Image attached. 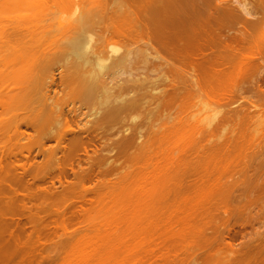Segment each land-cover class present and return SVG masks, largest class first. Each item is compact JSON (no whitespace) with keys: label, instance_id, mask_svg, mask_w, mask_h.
<instances>
[{"label":"bare ground","instance_id":"bare-ground-1","mask_svg":"<svg viewBox=\"0 0 264 264\" xmlns=\"http://www.w3.org/2000/svg\"><path fill=\"white\" fill-rule=\"evenodd\" d=\"M2 1H6V0H2ZM16 1L17 0L15 1L8 0V3L4 2V5L6 4L9 5L10 2L13 3ZM111 1H115V0H111ZM126 1L127 0H120V1L118 0V2L121 3V6L119 3L113 4L114 7H116V5H118V7L120 6L119 9L118 7L116 8L117 10H119L117 11L119 12V14L115 12L116 9L114 10V12L110 10V8L113 7L111 5L113 2L109 4L111 5L109 8L107 6L108 4L105 6L106 0L104 2L103 0H58L59 2L58 5L47 6L40 8L38 10L36 8L35 11L33 10L25 11V9L22 10V8L21 7L19 8L17 5H15L16 7L12 8L10 4L9 6L12 9H8V11L5 10L4 7H6L7 9V5H6L2 8L4 10L2 9L0 10L1 11L0 21H2L0 22L2 25L0 27L3 28V29L0 28V57H1L0 59L3 63L5 62L4 65H2V62L0 61L1 65L4 68L3 69L0 65L1 67L0 83L2 82L1 84L3 85V88L4 86H6L4 89L0 91L1 93L0 107L5 111V112L1 111L0 114H2L3 112L4 115L2 114L1 118L3 117L4 119H6V121H3L4 119L2 118L1 119L2 121H0V123L5 122L4 123L5 125L2 124L3 126L2 129H5L6 132L7 129H9L8 130L9 134L6 136V138L11 143V145L16 148L20 145L19 144L20 141H28L32 137L31 134L33 133L35 135V137H33L35 140L34 149L36 150V154L32 155L31 148L26 147L27 145H22L19 148L20 151L18 152L19 153L18 155H12V156L3 155L0 157V166L1 165H3L4 167L8 166L12 168V171L15 173L13 175V178L11 174L9 175L10 178L13 179L12 182L11 179H9V176L8 178L6 177L11 182V184L8 182L9 184L7 185V189L4 187L6 182L5 184L2 182L3 187L0 186L1 187L0 190L3 189L2 192H4L3 194L0 191V193L3 194V196L5 195L6 190H8L9 193H11L10 195L6 193L8 195V200L6 199H4L5 201L1 200L3 198H6L7 196L6 197L2 196L3 198L0 197V264H14L15 262L13 263V260L15 258L19 260V261L16 260L17 261L16 264H40V261L34 259V253L36 252L38 245L42 244L41 236H44V234L49 232V230L47 229L50 228L49 227L50 223H48V226H46L47 223H45V221L47 222V219L44 218L45 220L44 221L43 219H41L43 218L42 216H40L39 218L38 215L35 216L33 214L34 215L33 216L31 214L32 216L31 215L26 216L25 214L26 212L28 213L32 212V209L38 210L42 207L44 209H48L45 208L44 203L43 205L40 204L39 205L40 207L38 205L36 206L35 204L30 205L31 207L27 205L29 202H31L30 200L33 199L34 197L33 196L34 193L33 195H30L31 192L29 191L30 193L28 194L27 189L31 188L32 186L31 184H34L35 180L40 181L41 184L43 185L46 184L48 187L50 185V187H52L53 190H56L55 183L59 184L61 188H65L63 184L67 182L68 178L71 176L74 179L76 178L79 179V177H83V178L86 177V179L90 181L93 179V169L98 163H95L94 160L88 156L89 152L91 151L94 153L95 148L98 145H100L101 139H104L105 135L108 136L111 135L112 132L114 133L113 130H115L116 131L115 134H118L119 136V138L115 141V145L117 146L115 147L116 148L115 151L118 152V154H123L125 156L133 157L131 155H135V154L138 155L137 152L142 149H144V152L146 151L148 152L151 149V151H149L151 154L153 151L152 148H154L156 144L155 141H157L154 138H158V141L161 142L162 139H164L168 133L169 134L171 133L170 131L172 129H175L176 127L177 129L178 127L179 129L183 128L184 124H186L187 122L193 123L191 129H199L204 124L210 127L212 122L216 123L215 128L219 132L218 134L219 143H222L221 140L224 138V136L227 135H231L233 137L234 135L247 136L248 144H244V146H248L249 147L248 149L253 148L261 151L260 153L256 152L258 156L252 158V162H248L251 159L246 155V157H248L249 159L246 160V157L243 158V160L245 159L246 161L243 162V167H241L237 172L234 169L232 173L230 171L228 173H225L224 177L218 176V178L213 180V188L211 189L213 190V192H211L210 187L209 185H207V183H202V185L203 184L207 185V188L205 185L203 186L201 185L202 187L205 186V188L207 189L205 193V189L204 188L202 189L201 186H197L198 183L196 181L194 182L195 183L194 184L191 182V180H188L190 179L189 177H194V176H195L194 180H197L195 179L197 178V175L195 173L196 171L194 172V170L196 169H194L193 171L191 170V167L195 168V166H197V165H194V167L192 166L193 164H197L194 163L195 161H193V164L189 163V165L188 164L184 165L185 162L188 163L190 160L187 159L188 157L186 156L188 155H186L185 156L186 158H181L185 161V162L183 161L184 163L182 162V160H179L180 156H178L179 158L178 157L176 158L177 159L176 162L175 161L170 162V160H174V159H170L171 155H173L172 153L171 155H169L170 152L168 151L170 149L169 150L167 149V151L165 149V153H164V149L159 148L162 154L163 153L165 154L163 156V159H161L162 154L158 156L160 157L159 161L162 160V162L164 163L163 165H161L162 163L158 162L157 166L159 167L160 164V168L158 169V167H156L158 170L154 169L155 174L149 172L152 175L150 174L151 175L150 179H148V181L150 180V183L148 184L149 185L148 189L151 190L150 188L152 187V190L154 189L153 191L158 193L160 196L158 194H155L154 192L153 194L158 196L151 199H155V198L160 199L158 202L160 201L164 202V200H168L165 198L167 190H169L167 195L168 196L172 195L171 196L172 198L175 194L173 193L174 191L178 192L181 191L182 189L184 194L185 190L183 186L186 185L185 188H187L188 182L189 183L191 182L194 186H196V190L198 189V187L201 188L200 190L199 189L197 190L198 192L201 193L198 196L199 198L201 195L204 196L208 195L206 197H209L213 193L212 194L213 210L218 212V213L215 212L217 215L220 216L221 214L222 216V220L219 219L221 217L219 216L218 218L216 217L217 219H219L218 223L221 222V226L219 225L218 228L220 227L221 228L220 230H218L220 236L219 234H217L218 235L217 242L219 241L218 244L220 248L217 250L218 252H216L217 256L215 257L216 259L215 264H264V242L262 245V243L258 238L255 239L251 238L252 236L250 232L246 230L247 229L246 227H243L242 231L240 232L233 230L232 233H231V229L227 227V225L229 226L228 223L229 220H231L232 216L238 219L240 214L243 213L245 209H248L247 206L251 203L252 198H255L257 195H259L261 193L260 190L264 188V180L261 179L260 176H257L255 172L256 169L255 162L261 159L259 157L264 156V60L261 57H254L252 55L251 57H253L254 58L253 59L246 55L247 58H243L245 57V55H243V53L238 52L239 50H237L236 47L235 49L237 51L236 50L235 51L238 54L235 53L234 56H231L230 58L227 59H221L220 61L216 60L217 62L214 65L216 68L213 72V77L216 79V84L218 87L223 86L222 77L224 75V72H228L229 77L227 78L229 79V81L231 80L232 86L238 89V91L241 90L240 88L241 86L243 88L244 86L248 85L245 91L249 94L248 97H244L240 94L239 95L241 97L240 100L232 103V107L229 109H226L228 108V106H230L229 101L223 107L213 106L212 107L213 111H212L211 107H208L209 104L201 105L202 102H199L198 104L197 101L194 102L190 101L189 100L190 97L188 96V94H186L187 97L189 98L185 105H187V103L189 104L186 107H182L185 108L183 109V111L181 108H179L181 109L180 111L176 110L177 113L182 112L181 114L179 113L177 115V113L174 111L172 112L175 113L173 114L174 115L173 118H171V120H168L167 122L169 123L168 126L164 123L165 126L159 125L156 128L154 127L155 129L151 128L150 130H148V132L151 131L150 134L149 133L148 134L152 137V140L155 143V144L153 143V145L149 144L151 142H147L148 140L149 141L152 140H150L151 139L150 137L146 136L148 134H146L147 132L145 130H147V128H144L145 126H141L143 128H139V127L137 128L136 126L134 127L133 130L131 127H127L124 124L126 128L122 130L123 129L122 127L124 126L121 124V122L123 123L127 121V123L130 122V124L142 123L140 125H143L145 123L144 125H147V122L151 120L152 123L150 122V124L153 125V121H152L153 119H151L152 117L151 118L149 117V120L147 117L149 112L151 111L149 106L152 108V110L153 109L155 110L156 107H154V105L156 106L161 105L160 108L157 106L158 109H165L166 115H168V113H170V111L166 109L168 108V106L165 105L166 107H164L163 104H165L167 101L168 103L169 102L171 103V100L172 101L174 100L173 99L174 94L177 93V95H175V98L178 97L180 98V95L182 96L187 91L186 87H184L185 88L184 90L186 91L185 92L183 91L184 93L182 92L179 95L180 92L178 93L177 90L178 88L174 86L172 81H168L167 78H165V82L167 81L168 82L165 83L163 87L153 88L150 89L149 91H146L145 94L144 93L141 94L139 92L140 91L139 86H136V84L138 85L137 82L140 81L139 80L140 78L137 77L139 75L133 77L130 74H133L135 72L132 71L133 73H131L130 71H128L130 72L128 76L126 72L127 70H124L126 67H128L129 65L128 63L131 62L130 70H134L133 67H136L135 65H137V63L139 64L142 63L141 62L142 58L144 59V64L147 63V61L145 60H149V61L152 60L153 63H151L150 61L151 64L147 68L152 70V68L154 67L152 72L154 70H155L154 72L156 71L160 72L165 67L167 66L170 67L169 61L172 58H176L177 59L176 61L181 59L180 57H183L181 56V54L185 55L189 48L191 53L193 52L192 54L195 55V52L196 51L198 52L201 49L200 46H198L197 44L201 43L200 41L201 39L203 42L205 40L204 37L206 35H207L206 38H208L209 37L208 35L213 33L214 36L218 37V41H220L221 39L219 38H221V33L229 32V28L227 29V27L223 26L226 21L235 19L234 20L235 24L239 25L237 19L238 17L235 15L237 12L238 14L242 15V17L245 18L243 20L244 26L241 28V31L238 32L239 35L240 36L247 35L252 38L255 32H257L258 34V32L260 31L259 34L262 35V37L258 35L260 38L257 39L258 41L259 39H261V41L259 42H261V46L264 48V12H263L264 5L262 4V7L258 8L259 5H255L257 3L255 4L253 3L251 4V6L252 5L253 6L248 8L247 7L248 3L247 5L246 3L245 4L242 3L243 6L241 7V9H238L236 6H232L233 4H231L232 2H230V0L229 1L223 0L224 2H220L219 0H212V2H210L211 0H128L127 2ZM258 3L260 4L259 1ZM114 7L112 9H114ZM210 8L213 9V17H212V13L210 12L211 11ZM254 8H258L259 10L255 9L256 11H254L253 10ZM120 10L123 11L121 12ZM5 11H7V15L5 16L6 18L3 15L6 14ZM117 15L119 17L121 15L120 18L122 19L118 18ZM115 17L118 19L116 20ZM3 18H5L6 21H4L5 19ZM219 21L221 22V25L220 23L219 24L217 23ZM5 22H6L5 26H3ZM215 23L217 25L215 27L218 28V32H214L217 30L214 27ZM211 25L213 26L211 27ZM222 26L223 28L224 27L225 28L222 29L221 28ZM214 28L216 30L211 31ZM219 28L220 30L222 29L223 31L219 32L220 31ZM225 30H227V32H225ZM116 43L120 45H117ZM153 45H155L157 48L154 47ZM162 51H165L164 55L166 54V56H164L163 54H162L163 56L161 55ZM190 51H188L189 54H191ZM137 58H140L139 59L140 61L138 60V62L135 63L134 61L137 60H133V59H137ZM167 58H171V59L169 60ZM154 61L156 62V64L154 63ZM173 61L175 60L173 59ZM225 65H228L227 66L228 68ZM144 68L145 67H143V70ZM149 69H146V71ZM123 70L126 72L125 75L127 76V78L125 80L123 79V81L117 80L116 78H119L118 76H120L122 72L125 73ZM127 83H130L132 85H128ZM175 88L176 91H174ZM191 88L194 89L195 87L194 86L190 87V91L192 90ZM187 89L189 93L190 92L189 88ZM191 93L192 92H190V95H192L191 97L195 99L194 98L195 96L193 97L194 91L192 94ZM197 94H199V92ZM149 100L151 102L154 100L157 103L153 101L154 103H156L153 104V102L151 103L149 102ZM177 100L175 99V101ZM203 103H206V101ZM82 108H85L86 113L84 109H83L84 112L82 111ZM141 110L147 111V113L143 111L144 114H141L140 113ZM154 110L150 112L149 116L159 115L160 121L164 120L163 122H165L166 118L170 119L171 117V116L162 117V113L158 114L156 111L154 112ZM79 111L80 113L83 114V117L84 115L86 116L85 120L84 119L81 120V117L79 118V116L82 115V114L79 115ZM157 111L159 112V110ZM162 112L164 111L162 110ZM139 113L141 114V116ZM172 113L170 114L172 115ZM6 115L8 116V119L6 118ZM142 115L144 117L143 118L144 120L146 119L148 120L147 122L146 121L144 123L142 122L144 121L143 119H141ZM78 118L80 120H78ZM123 119H126V121ZM69 121L76 124V129L69 128V126L67 125ZM118 122L120 123V127L122 128L120 131L118 130L120 127L116 126L117 129H115V125H118ZM151 125L150 127H153ZM142 129L143 131L146 132V133L144 132L146 135H143ZM180 131H182V129ZM192 132L196 133L197 131H192ZM184 134L185 133L183 132L182 135ZM153 135L155 136L154 138ZM144 137L145 138L147 137L148 139L144 140ZM182 138H184V136H182ZM166 140H168L167 137ZM158 141L157 143H159ZM229 142L230 140H227L221 146L223 151L227 149L226 145ZM145 144L146 145L148 144V146H146ZM162 144L164 145L165 142H162ZM23 151H25L26 153L24 154ZM56 152H60L64 156L66 155L68 157L62 160L49 159L48 161L46 160L43 162H46L47 165L49 164L53 165L55 166V168L57 167V169L59 170L58 171L56 169L58 174L55 176L50 175L51 176L50 177L48 176L49 174L48 172L47 174L46 172L45 173L43 172L44 174L43 173L40 174V171H38L39 173H37V170L39 169L41 170V167L43 165L37 163L35 161L36 158L39 155H41V157L43 158L44 157L46 158L49 157L51 153H56ZM74 152L75 153L78 152L77 157H75ZM70 153H73L75 158L74 157L71 158L72 154L69 156ZM79 153H82L83 156L86 157V159L83 160L81 157H78L79 155L82 156ZM253 153L254 152H251L250 154ZM137 155L135 157L138 160ZM222 155L224 156L225 160H228L230 157L235 156V155H228V153H224V154L222 153L220 156V160L222 158ZM145 156H146L145 158H147L149 157V154L148 156L147 155ZM164 157H170L169 161H167L168 159L164 161L165 160ZM185 159L188 160V162ZM64 160H66V162H64ZM126 160L127 162H129L128 159ZM232 160H236V159L232 158ZM180 161L183 163V165H181ZM208 161L205 163L207 164ZM166 162H170L173 164L175 162V165L170 164L171 166L170 168L168 166V163ZM82 164H85L87 166L88 170L86 172H81L80 166ZM115 164H111V162L106 161V163L103 165V168L107 166H109L110 168V165H115ZM164 164H166V166H168L171 170L175 166L174 168L176 169L174 170L175 175H173V173H170L171 170L167 169L168 167L164 169L165 166ZM134 165L136 166V163ZM187 165L191 167L190 169H188L189 167L186 169L190 170L192 173H190V171L188 170H185L184 167L182 169V166L187 167ZM180 166L183 171L185 170L188 173L186 175V173L182 171L183 173H185L184 177L188 175H193V176H188L186 178L188 181H185L187 182L185 183V185L180 183L183 182V180H185V179L183 180L181 179L182 178L180 176L181 172H179L181 171L179 170ZM240 166H241L240 164H236L235 168ZM75 167L77 170L75 169ZM66 168L68 169V171L66 170ZM161 168L163 169V171L165 170L164 171L165 175L167 174V176L165 175L164 177L162 176L163 178L166 177L164 180L162 178L161 179L159 178L161 177V174L164 173L163 171H161L162 173L159 172V174H157L158 173L157 171H160ZM132 169L130 167L131 174H132ZM78 170L80 172H78ZM120 170L125 171L124 169H120ZM168 170H170L169 173ZM138 172L140 174H136L135 179L133 178L130 179L136 180V182L134 183H140V181L142 180L144 182L147 181L146 179H147V175L149 176V173L146 175L147 173L146 172L144 177L141 178L142 177L141 171L139 170ZM193 172L195 175L193 174ZM117 174L116 176H118ZM168 174H172L173 176L172 179L175 181L177 180V182L178 180H181L179 181L180 185H178V183L175 182L171 183L172 176L171 175L169 176ZM138 175L141 178L140 179L138 177L140 181L137 180ZM125 176L126 175L124 173V177ZM168 176L170 177V181L168 180L169 178L167 179ZM128 177L126 176L125 178ZM152 177H154V179L158 178L157 180L160 179L159 180L160 182L156 180L155 183L159 182L156 186H150V184H152L153 181H155V180H151ZM178 177L181 178L176 179ZM130 179H128V181ZM191 179L192 181H194L193 178ZM31 180L33 181L32 183H30ZM166 180H168L167 182H170L171 184L166 182L165 185H163L164 181ZM121 181H123V179H121ZM143 181L142 184L140 183L142 186L140 184H135L136 186L135 188L133 186L132 187L133 189L129 187V185H127L130 183H127V181H125L127 183L126 188L127 190L131 188L129 192L130 191L133 192V190H136L137 187L138 190H136L135 193H137L136 195L138 197H140L139 195H141V193L139 194V192H141L142 190H143L142 193L144 195H147V193L151 192L152 190L148 191V189H146L147 185L143 186ZM148 181L146 183H148ZM161 182L162 184H160ZM258 182H261L262 184ZM131 183L133 184V182ZM191 183L190 185L193 186ZM167 184H170V186L172 185V187H170ZM181 184L183 186L180 189L179 186H181ZM46 185L44 187H46ZM81 185L82 183L80 185L75 183L72 186L79 187ZM152 185L155 184L153 183ZM190 185L188 187L192 192L194 191L193 189L195 187L193 186L191 187L193 189H191ZM70 186H66V187L71 188ZM41 188L43 187L38 188L40 189V191L38 192H42L44 190V188L43 190H41ZM123 188H125V185ZM175 188L179 190H175ZM82 189L84 192L87 191L85 190V186H83ZM187 189L186 191H189V189L188 190ZM119 190L121 191V189ZM144 190L147 191H145L144 193ZM170 190L172 191L173 194L170 192ZM196 190L194 191L195 193L197 192ZM24 191H26L27 194L22 193ZM44 191L47 192L48 190H44ZM49 191L51 193L53 192L52 189ZM198 192L196 194L195 193L190 194L189 192H185V193H188L187 197L191 196L188 197L189 199L191 198L195 201L196 199L195 197H197L196 195L199 194ZM42 193L44 194V192ZM135 193L134 194L131 193L133 200L134 198H137V196L136 197L134 196ZM162 194L164 195V197L162 196ZM178 194L181 196L179 192ZM193 194H195V196ZM36 195H37L36 198L41 197L40 193L38 194L36 193ZM38 195L40 197H38ZM129 195L127 194L125 195V197ZM175 195H177V193ZM179 195H177V197ZM44 196L41 197L40 199L42 198L44 199L46 197ZM161 196L165 199L162 200L163 198H160ZM180 196L179 198L181 199ZM192 196L194 197L192 198ZM132 197L130 198L128 197V198L132 199ZM177 197L174 196L175 201L180 200ZM46 199L48 198L46 197ZM150 202L154 204L152 200H150ZM151 203L149 204L150 209H154L155 207L152 206ZM145 205H148V203H146ZM142 206L138 208V206L134 207L133 205L134 208L131 207L129 209V211H132V213L130 212L129 213L131 215L132 214L134 215L135 213H138L139 216L140 215L142 216L143 214L145 215L146 213L144 212L143 209H146L147 207L145 208V206H143L144 208H142ZM176 207L177 208L173 207L174 213L172 214L179 213L181 210L184 209V207H182L181 209L179 208L180 206L178 207L177 205ZM43 208L40 209L39 211L41 210L43 211L44 210ZM178 208L180 209V211L178 210ZM109 209L112 210L113 208L111 207ZM138 209L139 211H137ZM156 209L158 208H155L154 210ZM160 209H159V213L161 212L166 213L167 212L166 210H168V208L164 210V207L162 208V210L164 211ZM174 209L177 211H175ZM186 209L188 210V208H185L184 210ZM191 209L193 210L194 208L192 207ZM81 210L83 209L80 208V211ZM104 210L107 211V208ZM133 210H135V212H133ZM140 210H143L144 213L141 212ZM147 210H149V208H147L145 211L147 212ZM187 210L186 212L188 213L190 211L192 212L190 208L188 211ZM196 210L197 209H195V211L193 212H196ZM44 211L46 212V210ZM120 211L121 213H124L122 212L124 211L123 208ZM36 212L35 214H37ZM125 212L126 214H128V211ZM139 212L141 214H139ZM155 212L156 211H154L150 215L149 213H151V210H149V213H147L148 215L146 216L148 217L149 215L152 216ZM181 212L179 213L180 215L182 214ZM107 213H109V210ZM168 213L171 214V211L169 210ZM215 213H213V215ZM51 214L49 213V215ZM22 217L26 218L25 220L28 221V223L31 225L33 229L31 233L26 232V228L24 224L21 225L20 220ZM229 217H230L229 220L223 219ZM63 218L61 219L63 220ZM213 218L214 221L217 220L215 216H213ZM65 219L66 217L64 218V220ZM145 219L143 220L146 222L147 220ZM58 221H59L58 223L59 226L61 220ZM225 221L226 222L228 221L227 224ZM145 222H142V224H144ZM65 223L62 222L63 227H66ZM63 224H65V226ZM70 224L72 228L73 221H71ZM70 226L68 228H70ZM224 226L226 228H224ZM60 228L63 229V231L65 232H67L66 230H68V229L65 230L61 226ZM45 229L47 232H45ZM130 232L128 234H125L124 239H122L123 241H125V237L129 234H130L129 238H126V240L130 239L131 235L132 237L136 236L133 234V230H132V234ZM233 232H236L237 234ZM234 234L239 236V238L236 237ZM135 238H137V236ZM236 238L241 239L240 243H243V245L239 243L241 246L239 244L238 245L236 244L235 246L234 244L236 242ZM134 240H135V244L133 243L132 247L130 246L129 248L127 247V249H125L127 251H130V253L133 251L136 253V251L134 250L136 248L135 245L136 244L139 245L140 244L139 241H141L136 239ZM254 241L256 244L254 243V245H252ZM256 241L260 243L262 246L261 245L259 246V244H257ZM239 246L243 248H240ZM147 249L149 248H146V250ZM223 249H225V251H228V254L227 253L223 254L224 253ZM138 250H141L140 247L138 248ZM151 250L152 249L148 251L149 252L153 251L151 253L153 255L157 249L155 251L154 249L152 251ZM163 250L164 252L165 250H167L166 252L169 251V249L167 248ZM163 250H161L162 252L161 254L166 258V260H169L170 258L168 255L170 252L167 253L168 255H166L163 252ZM161 254H159V256ZM162 255H161V261L164 260V259L162 260ZM147 256L149 257V255ZM156 258L159 257L156 256L155 259L153 258L154 259L153 262L151 261L152 259H150L152 264L156 262L155 261ZM164 263L165 262L160 264H164Z\"/></svg>","mask_w":264,"mask_h":264},{"label":"rangeland","instance_id":"rangeland-1","mask_svg":"<svg viewBox=\"0 0 264 264\" xmlns=\"http://www.w3.org/2000/svg\"><path fill=\"white\" fill-rule=\"evenodd\" d=\"M104 1L105 0H103V2ZM219 1L224 2L223 0H219ZM254 1H257V2H254ZM254 1L253 0H230V2H232L231 4H233L232 6H236L238 9H241L243 4H245V3H246V5L248 3V5H247L248 8L252 7L253 5L251 6V4H253V3L254 4L257 3L255 5H259V7L257 6L258 8H261L262 4L264 5V0L263 1L262 0L261 1L260 0H254ZM258 1L260 2V4L258 3ZM0 2H2V3H0V10L4 6L7 5V9H6V7H4L5 10H7V11H8V9H12V8L16 7L15 5H17L19 8L21 7L22 10L25 9V11H27V10L28 11L29 10L35 11L36 8L38 10L40 8H43V7L58 5V3H59L58 0H17L16 2H13V3L10 2L9 3V5L11 4L10 5L12 7L11 8L8 4L4 5V2L8 3V0H6V1L0 0ZM210 2H212V0ZM225 2H227V1H225ZM230 2H228V3H230ZM110 3H112L111 5L114 7L113 4L114 3L116 4L119 2H118V0H115V1L106 0L105 6L108 4L107 6L109 8L111 6V5H109ZM119 4L121 6V3H119ZM246 5H244V6H246ZM113 7H111L110 10H112L114 12V10L118 7V5H116V7H114V9H112ZM119 7H118V9H119ZM212 8H210V10H211L210 12L212 13V17H213V9ZM258 8H254L253 10L254 11L259 10ZM263 9H264V7H263ZM2 10H4V9H2ZM7 11H5L6 14H3L4 17L7 15ZM117 11H119V10L116 9L115 12L119 14V12H117ZM235 15L238 17L237 19H238L239 25L235 24V22H234L235 19L228 20L225 22V24L223 23L224 24V25L222 24L223 26L227 27V29L229 28V32H227V30H225V32H227V33H223L222 29L225 28V27L223 28V26L221 27L222 28L221 30L219 28V30H220L219 32H222V33H221V38H219L221 40L218 41V37L214 36L213 33H211V31H214L216 29L217 30L214 32H218V28L215 27V26H217L216 23H215V25L213 24L216 29L215 28L212 29L210 31L211 34L208 35L209 37L206 38V36H207L206 35L204 37L205 40L202 42V39H201L200 40L201 43L197 44L201 48L199 50L200 52L196 51L198 54L195 52V55H193L192 54L193 52L191 53V51L189 50L190 48H189L188 51H190V53L192 55L189 54V52L187 51L188 54H187V52L185 55L181 54V56H183V57H180L181 59H179L178 61H176L177 60L176 58H172V59L167 58L169 60L171 59L169 61L170 67L167 66L160 72L159 71L154 72L155 70L152 72L154 67L152 68V70L147 68L151 63H153V61L150 60L151 61V63H150L149 60H145V61H147L148 64L147 63L144 64L143 58L141 61L142 63H140V64L137 63V65H135L136 67L137 66H139V67H137V68L133 67L134 70H130V67H131V64H130L131 62H130V63H128L130 66L128 65V67H126L129 70L126 68L124 70H127L126 72H127L128 76H129L130 72L133 73L132 71L135 72L133 74H130L133 77L139 75L137 77L140 78L139 79L140 81L137 82L138 85L136 84V86H139V88H140L139 92L141 94H143V93L145 94L146 91H149L150 89H153V88H161L168 81H172L174 86L178 88L177 89L178 93L180 92L179 95L183 91L185 92L187 90L185 93L183 92L184 94L182 96L180 95V98L178 96H177L178 98H175V95H177V93L175 92L176 94H174V98H173L174 100L173 101L171 100V103L170 102L168 103V101H167L165 104H163L164 107L168 106V108H166V109L168 111H170V113H172L174 111L176 112V110L180 111L181 109L183 111V109H185V108H182V107H186L189 104V103H187V105H185L189 97L191 98V99L189 98L190 101H193V102L197 101L198 104H199V102H202L201 105L202 104L211 105V106L208 105V107H211L212 111H213V108H212L213 106L223 107L229 101L230 106H228V108H226V109H229L232 107V103L240 100V98H241L239 96L240 94L244 97H248L249 94L247 92H245L248 85H246V86L243 85L244 86L243 88L241 86L240 87L241 90L238 91V89H236L232 86L231 80L229 81V79L227 78V77H229L228 72H224V75L222 77L223 86L218 87L216 84V79L213 77V72L216 68L214 66L215 63L217 62L216 60L220 61L221 59L230 58L231 56H234L235 53H237L236 52L237 50H239L238 52L243 53V55H245V57H243V58H247V56L251 57L253 55L254 57H261L264 60V48L261 46V42H259V41H261V39H259V41L257 39V38L262 37V35L259 34L260 31L258 32V34H257V32H255L253 34L252 38L247 36V35L246 36H240L238 32H240L241 28L244 26L243 20L245 18L242 17V15L238 14V12ZM120 17H121V15H120ZM120 17L118 16V18H120ZM259 17H260V15H259ZM5 18H3V19H5ZM118 18H116V20ZM120 19H122V18H120ZM4 21H6V19ZM0 22H2V21H0ZM217 23L218 24L220 23V25H221L220 21ZM5 24H6V22L4 23L3 26H5ZM213 25H211V27ZM0 26H2L1 23H0ZM1 29H3V28H1ZM222 34L224 37L222 36ZM226 36H229V37H226ZM200 41H198V42H200ZM116 44L120 45L118 43H116ZM153 46L156 47L155 45H153ZM236 47H237V50L235 49ZM197 49H199V48H197ZM158 51H159V49H158ZM164 52L165 51H162L161 55L162 54L164 55ZM239 55H241V54H239ZM239 55H237V56H239ZM164 56H166V54ZM240 57H242V56H240ZM251 58H253V57H251ZM139 59L140 58L133 59V60H137V61H134L136 63V62H138ZM173 59L175 61H173ZM214 59H215V62H214ZM0 61H1V59H0ZM1 62H0V65H1ZM4 63L2 62V65H4ZM154 63L156 64L155 61H154ZM2 65H1V67L3 68ZM225 66L227 67L228 65H225ZM1 67H0V69H1ZM143 67H145L144 70H143ZM146 69H149V70L146 71ZM128 71H130V72H128ZM126 72L125 73L122 72L121 73L122 75L120 74V76H123V77L118 76L120 79L119 78H116V79L121 80V81H123V79L125 80L127 78V76L125 75ZM165 78H167V80H168L167 82H165ZM113 82H115V81H113ZM1 83H0V85H1L0 91L6 87V86H4V88H3V85ZM127 84L132 85L130 83H127ZM191 85L194 86L195 88L194 89L191 88L192 90L190 91V87H192ZM184 87H186V90H184L185 89ZM187 88H189V91L192 93L194 91L193 97L195 96L194 97L195 99H193L191 97L192 95H190V92L188 93ZM248 89H250V88H248ZM174 91H176V88L174 89ZM174 91H173V93H174ZM198 92L200 95L197 94ZM173 93H172V95H173ZM186 94H188L189 97H187ZM147 97H148V95H147ZM148 99H149V97H148ZM150 99H152V98H150ZM175 99L176 100L180 99V100L175 101ZM205 101H206V103H203ZM149 102H151V101L149 100ZM154 102H156V101H154ZM154 102H153V104L157 103V102L156 103H154ZM148 105H150V104H148ZM157 106L154 105V107H156L155 110L153 109L154 112L156 111L158 114L162 113V117L163 116L164 117L165 116H171L170 119L166 118V121L163 122L164 120L160 121L158 114H157L158 116H155V115L149 116L150 112L153 111L152 108L149 106L151 111L149 112L147 117H148V120H149V117L150 118L152 117L151 119H153L152 120L153 125L150 124L151 120H149V121L147 119L144 120L143 115H142L141 119H143L144 121H142V122L144 123L145 121L146 122L148 121L147 125H144L145 123L143 125H140L142 123L130 124V122L127 123L126 119H123L126 122H123V123L121 122V124L123 126L125 124L127 127H131L133 130H134V127H136V126H137V128L138 127L143 128L141 126H145L144 128H147V130H145V129L144 130L147 133L145 131H143V129H142L143 135H146L148 133L150 134L151 131L148 132V130H150L151 128L155 129L159 125L165 126V124H166L168 126V124H169V123H167L168 120H171V118H173V116H174L173 114H175V113H172V115L170 113H168V115H166L165 109H158V107L160 108L161 105L158 107ZM164 107H162V108H164ZM179 108H181V109H179ZM83 109L85 110V108H82V111L84 112ZM157 110H159V112ZM162 110L164 112H162ZM1 111L5 112L0 107V113H1ZM80 111H79V115L83 113L82 111H81L82 113H80ZM143 111L144 110H141L140 113L141 114H144V112L147 113V111H144V112ZM3 112H2V114H3ZM85 113H86V110H85ZM179 113L181 114L182 112H179ZM179 113H177V115ZM2 114H0V121H2L1 119L3 118V117L1 118ZM141 114H140V116H141ZM80 117H81V120L86 119L85 118L86 116L84 115V117H83V114L80 115L79 118ZM160 117H161V115H160ZM162 117H161V119H162ZM6 118L8 119L7 115H6ZM79 118H78V120H80ZM174 118H176V117H174ZM3 121H6V119H4ZM4 123L5 122L0 123V157L3 155L4 156L18 155L19 154L18 152L20 151L19 148L22 145H27L26 147L31 148L32 155H35L36 154V150L34 149L35 140L33 138V137H35V135L32 133L31 134L32 137L28 141H20L19 142L20 145L16 148V147L12 146L11 143L6 138V136L9 134L8 133L9 129H7V132L5 129H2V127H3L2 124H4ZM192 124L193 123H191V122H187L186 124H184L183 128L179 129V127H178V129H177V127H176L175 128L176 130L172 129L170 131L171 133L170 134L168 133L167 134L168 136L166 135L168 140H166V137H165L164 139H162L161 142L158 141V138H154L155 136L153 135V138L159 142V143H157V141H155L156 144L154 143V141L152 140V137L149 134L146 135V136L151 138L150 140L153 141L152 142V141L148 140L147 142H151L149 144H152V145H153V143L155 144V147L152 148L153 149L152 153L150 154V152H149V151H151V149L148 151L149 153L147 151L144 152V149H142L143 151L142 150H140L138 152L136 151L138 153V155L137 154L131 155L133 157L125 156L123 154H118V152L115 151V149H116L115 147H117L115 145V141L119 138V136H118V134H115L116 133L115 130H113L114 133L112 131H109V132H112V134L108 135V136L105 135V138L101 139L100 145H98L94 150L95 152L94 153L91 151L89 152L88 156L91 157L95 163H98L95 166V168L93 169V179L92 180L89 181L86 179V177H84V178L79 177V179H77V178L74 179L71 176L72 178L69 177L67 182H65L63 184L65 186V188H61V186H59V184L55 183L56 190H53V188L50 187L49 183H48L49 187L46 184H45L46 187H44L45 185L41 184L40 181L35 180V183L31 184L32 185L31 188H28L29 190L27 189L28 194L31 192L32 194L30 193V195H33V193H34L33 199L34 198L35 199L34 200L31 199L30 200L31 202L28 201L30 204L28 203L27 205L29 207H31L30 205L35 204L36 206L37 205L39 206L40 204L43 205V203H44L45 208H48V209H44L41 206L44 210H46V212L44 210L43 211L41 210L42 212L39 211L40 209H42V208H40L38 210L32 209V212H29V213L26 212L25 214H26V216H28V215L30 216L31 214L32 215L34 214L35 216L38 215L39 218H40V216H42L43 218H41V219H43V220H44V218L47 219V222L44 220L45 223H47L46 226H48V223H50V225H49L50 228L47 229V230H49L48 233L44 234V236H41V243L42 244L38 245L37 250L34 253V259L40 261V264L41 263L42 264H152L153 260L157 256L160 259L156 258V260H155L156 262H154L155 264H160L163 262H165L164 264H168L169 261H170V263L173 262L172 264H174V263L175 264H215V261H216L215 257L217 256L216 252H218L217 250L220 248L219 244H218L219 241L217 242V238H218L217 234H219V236H220V233L218 230H220L221 227L218 228V226L219 225L221 226V222L218 223V220L219 219L222 220V216H221V214H220V216L217 215L215 213L217 211L213 210V195H212L213 193L211 194L209 192L212 197L211 196L206 197L208 195H205V196L201 195L199 198L198 196L201 193L198 192L197 190L204 188L205 193H206L207 185H209L210 190H211L213 188V180L218 178V176L224 177L225 173H228L230 171L232 173L234 169L237 172L241 167H243V162H245L249 158L251 160H249L248 162H252V158H255L256 156H258L256 154V152L260 153L261 150H257V149H253V148L248 149L249 148L248 146H244V144H248V137L247 136L234 135V137H233L231 135H227V136H224V138L221 140L222 143H219V140H218L219 132L215 128L216 123L212 122L210 127H208L206 124H204L199 129H191ZM67 125L69 126L70 129H76V124L73 122L69 121V123ZM150 125L153 127H150ZM116 126L120 127V123L118 122V125H115V129H117ZM126 126L122 127L123 129L120 127L118 130L119 131L121 129L124 130L126 128ZM181 129H182V131H180ZM173 130H175V131H173ZM192 131H197V132L193 133ZM183 132L185 133L184 135H182ZM182 136H184L185 139L182 138ZM145 139H148V138L144 137V140ZM227 140H230V142L226 145L227 149L225 151H223L221 146ZM234 140H236V141H234ZM162 142H165V144L163 145ZM255 144H256V142H255ZM146 146H148V144ZM113 148H114V150H113ZM159 148L160 149L163 148L164 153H165V149H166V151H167V149L168 150L170 149L168 151V152H170L169 155H171V153L174 155V156L171 155V158L170 157H164L165 158L164 161H166V159H168L167 161H169V158H170V159H174V160H170V162L171 161L176 162L177 161L176 158L178 156H180L179 160H182V162L184 160L181 158L188 157L187 159H190L189 162H188V160L185 159L188 163H186L184 161L185 162V163L183 162L184 165L185 164L189 165V163L193 164V161H195L194 163H197V164L192 165L193 167H194V165H197V166H195V168H192L191 166H188V165H187V167L182 166V169L184 167L185 170L190 169V167H191L192 171L194 169H196V170H194V172L196 171L195 173L197 175V178H195V179H197L198 181L194 180L195 176L189 177L190 179H188V180H191L192 183H194L196 181L198 183L197 186H201L202 183H207V185L203 184L206 186V188H205V186L202 187L203 186L202 185L201 188L198 187V189L196 190V186H194L190 182L195 187L193 189V188H191L193 186H191L190 183L188 182V186L190 185L191 189H193L194 191L196 190L199 193L196 195L198 198L197 197H195L196 199L194 198L195 201L191 198L189 199L188 197H191V196L187 197L188 193H185V192H189L190 194L195 193L194 191L191 192L188 186H187V188L189 189V191H186L187 188H185V186H186L185 183H187L185 181H188L186 178L188 176H193V175H188V176L184 177V174L186 173V175H187L188 173L185 170L183 171L181 169V166L179 169L181 171H179V172H181L180 176L182 178L178 177L176 179H179V178H181L182 180L185 179V180H183V182H180L185 186H183L182 184H181V186H179L180 189L183 186L185 192L183 194L182 189H181L182 193H181V191H178L181 194V196L178 194V192H176V191L173 192L175 194L177 193V195H179L181 197V199L179 198V196L177 197V195H175V194H174V196L177 197L178 199H180L179 201H175L174 196H173V198L171 197L172 195L168 196L167 193L169 190H167V193H166L168 198L165 195V198L168 200H164L165 199V198H163L164 193L162 194L163 197L162 196L160 197V198H163L162 200H164V202L163 201L158 202L160 199H157V198H155L157 200L151 199V198H154V197L159 195L158 193L153 191L154 189L152 190V187L150 188L152 191L148 189L149 188L148 184L150 183V180L148 181V179H150V176L152 175L151 173L155 174L154 169L158 170L160 168V164H159V167L157 166L158 162H161L162 163L161 165H163V163H164V162H162V160L159 161L160 157H158V156H160V154H162V152ZM185 150H187L188 152ZM23 152H24V154L26 153L25 151H23ZM251 152H254V153L250 154ZM77 153H75V157H77ZM147 153L149 154V157L145 158L146 157L145 155L148 156ZM164 153L161 155L162 156L161 159H163V156L165 155ZM209 153H210V155H209ZM222 153L223 154L228 153V155H235V156L230 157L228 160H225L224 156L222 155V158L220 160V156ZM79 154H81L82 156H80ZM79 154H78L79 155L78 157H81L83 160L86 159V157H84L82 153H79ZM141 154H142V156L143 155L144 156L142 157ZM70 155L72 156L71 158L74 157L73 153H70L69 156ZM136 155L138 156V160L135 157ZM175 155H177V156H175ZM186 155H188V156H186ZM246 155L249 158L246 157ZM166 156H168V155H166ZM66 157H68V156H66V155L64 156L60 152L51 153L49 155V157H46V158L44 157L45 159L43 157H41V155H39L35 161L37 163H39L40 165H43V166L41 167V170L40 169L37 170V173H39L38 171H40V174H42L43 172L44 173L46 172V174H47V172H48L49 173L48 176L57 175L58 174L57 167L55 168V166L50 165L49 163H48L49 165H47L46 162H43V161H46V160L48 161L49 159L50 160H54V159L62 160V159H65ZM244 157H246V160L245 159L243 160ZM125 158L128 159L129 162H127V160ZM207 158L209 159V161ZM232 158H235L236 160H232ZM259 158H261V159L258 160L257 162H255L256 163L255 172H256L257 176H260L261 179L264 180V156H261ZM131 160H132V162H131ZM106 161L111 162V164H115V163H117V164L110 165V168H109V166L103 168V165L106 163ZM207 161H208V163L206 164L205 162H207ZM64 162H66V160H64ZM134 162L136 163V166L134 165L135 164ZM170 162H166V163H168V166L171 168L170 164L172 165L173 163H170ZM175 162L173 165H175ZM182 162H181V165H183ZM236 164H240L241 166L235 168ZM130 165H132V166L134 165L133 167H135V168H133ZM164 165H165L164 169L166 167H168V166H166V164H164ZM2 166L3 165L0 166V181H1L0 186L3 187V183L5 184V182H6L4 187L7 189V185L9 183L11 184V182L13 180L10 178L9 175L11 174L12 178H13V175L15 173L12 171V168H10L8 166H5V167L4 166L2 167ZM130 167H131V169L132 168L134 169V170L132 169V174H131ZM156 167H158V169ZM169 167L167 169H170ZM137 168H138V170H137ZM162 168L160 169V171H157L158 172L157 174H159V172L163 171ZM174 168H175V166H174ZM174 168H172V170L170 169L171 172H170V170H168V173L170 172V173H173V175H175L174 170H176V169H174ZM186 168H188V169H186ZM8 169H9V171H8ZM75 169H76V167H75ZM120 169H124L125 171L120 170ZM167 169H166V172H167ZM66 170L68 171L67 168H66ZM80 170H81V172H86L88 169H87V166L85 164H82L80 166ZM139 170L141 171V176H142L141 178L144 177L146 172H147L146 175L149 172H151V173H149V176L147 175L146 180L148 181V183H146L147 181L144 182L142 180L143 186L147 185L146 189H148V191H151V192L147 193V195H144L142 193L143 190L141 189L142 191L139 192V194L141 193V195H139L140 197H138L136 195L137 193H135L136 190H138L136 187V190H133V192L130 191L132 194L135 193V195H134L135 197L137 196V198H134V200H133V197L131 196V193L129 192V190H131V188L133 186L135 188V186H136L135 184H140V183L142 184V181H140L141 178L139 177V175L137 176V178L139 177L140 179L138 178L137 180H139L140 183H134V182H136V180H133V179H135L136 174H140L138 172ZM135 171H136V173H135ZM182 171L185 173H183ZM188 171H190V170H188ZM78 172H80V171L78 170ZM123 172L125 173V175L127 177L128 176L129 177L125 178L126 176L124 177ZM194 172H193V174H194ZM115 173L116 174L118 173L117 174L118 176H116ZM119 173H121V174H119ZM190 173H192V172L190 171ZM162 174H161V177H159V176L158 177L160 179L162 178L164 180L166 178V177L163 178L165 175V172ZM121 175H123V176H121ZM168 175L172 176V174H168ZM8 176H9V179H11V182H10V180L7 179ZM165 176H167V174ZM169 176L167 177V179L169 178L168 180L170 181ZM123 177L125 178V181H127V183H130V184H127L124 181ZM130 178H133L132 179L133 181ZM152 178H151V180H155V181H153V183L155 185H152L153 183L151 182L152 184H150V186H156L160 182L159 181L160 179L157 180L158 179L157 177H155L157 179H154V177H152ZM172 178H173V176L171 177V179ZM191 178H193L194 181H192ZM121 179H123V181H121ZM128 179H130V180L128 181ZM5 180H7V181H5ZM156 180L159 182L155 183ZM168 180L164 181L163 185H165V183ZM130 181L133 182V184ZM179 181H181V180H178V182H177V180L175 181L172 179L171 183L175 182V183H178V185H180ZM32 182L33 181L31 180L30 183H32ZM69 183L71 186L69 185ZM75 183L79 184V185L82 183V185H81L82 188H83V186H85V190H87V191L84 192L83 189L81 188V186H79V187L72 186ZM116 183H117V185H116ZM167 183H170V182H167ZM258 183L262 184L261 182H258ZM65 184H68V185H65ZM123 184L125 185V188L127 185H129V187H131V188L129 189V187H128L129 190H127V188L126 189L123 188L124 187ZM131 184H132V186H131ZM160 184H162V182ZM170 184H167V185L170 186ZM34 185H37V186H34ZM119 185H121V186H119ZM66 186H70L71 188L66 187ZM114 186H116V187H114ZM137 186H139V185H137ZM39 187H43L44 190H48V191L46 192L43 190V188H41V190H43L42 192H44V194L42 192H38V191H40V189H38ZM170 187H172V185ZM209 187H208V189H209ZM46 188H48V189H46ZM50 188L53 191L52 193L49 191V190H51ZM119 189H121L122 194H121V191ZM143 189H145V188H143ZM155 189H156V187H155ZM171 190H170V192L172 193L173 190L172 191ZM175 190H179V189L175 188ZM262 190H263V192H262ZM262 190H260L261 193L259 195H257L255 198H252L251 203L247 206L248 209H245L243 211V213L240 214L238 219L234 216H232V218H231L232 221L229 220L230 217L229 218H223V219L229 220V223H228L229 226L227 225V227H229V229H231V233L233 230L240 232V231H242L243 227H246L247 228L246 230L249 231L251 236H252L251 238H253V239L258 238L263 245V242H264V188H262ZM0 191L2 192L3 189ZM119 191H120V193H119ZM145 191H147V190H144V193H145ZM156 191H157V189H156ZM201 191H204V190H201ZM27 192L24 191L22 193L27 194ZM128 192L130 193V195ZM154 192H155V194H158V195L153 194ZM211 192H213V190H211ZM2 193L4 194V192H2ZM6 193H8V195L11 194V193H9L8 190L5 191L4 196H3V194L0 193L1 198L7 196L6 198H3L1 200H4V199L8 200V195ZM36 193L37 194L40 193L41 197H43L45 195L48 199H46L45 196H44L45 197L44 199L43 198L40 199L41 197L39 195H38V197H40V198H36L37 197ZM119 194H121L122 196ZM127 194L129 196H126L127 197L126 198L125 195H127ZM195 194H193V195L195 196ZM142 195H144V196H142ZM194 196H192V198ZM9 197H11V196H9ZM128 197L129 198L132 197V199H129ZM150 200H152V202H154V204L151 203ZM145 202L148 203V205H145L146 204ZM150 203L152 204V206H154L155 208H158V209H156V210H154L155 208L150 209V206H149ZM132 204L134 205V207L138 206V208H140V206H142L144 204L143 206H145V208L146 207L149 208V210H151V213H149V210H147V212H146L145 211L147 209L146 208V209H143L146 214L145 215L143 214L142 216L140 215L142 217V219L138 215V213H135L134 215L132 214L133 215L132 216L130 214V213H132V211H129V209L131 207H133ZM176 205L178 207L180 206L179 208H181V209H182V207H184V209L188 208V210H189V208H190V210H192L191 209L192 207L194 209L192 210V212L190 211L188 213V212H186L187 209L186 210L183 209L184 212H183V210H181L182 211L181 212L180 209L178 208V210L182 214L180 215L179 211H178L179 213L172 214V213H174L173 207L177 208ZM143 206H142V208H144ZM111 207L113 208L112 209L113 211L109 209ZM163 207H164V210H166V208H168V210H166L167 212L165 211L166 213H162V212L159 213V209L161 208L160 210H162ZM80 208L83 209L84 211L83 210L80 211ZM106 208H107V211L104 210ZM122 208L124 210L122 212H124L125 214L121 213L120 210ZM124 208H127V209H124ZM171 208H172V210H171ZM195 209H197L196 212H193V211H195ZM108 210H109V213H107ZM143 210H140V211L143 212ZM153 210L156 212L152 216H150L154 212ZM164 210H162V211H164ZM169 210L171 211V214H169L170 212L168 213ZM36 211H39V212H36ZM125 211H128V214H126ZM137 211H139V209ZM175 211H177V210H175ZM35 212L37 214H35ZM133 212H135V210H133ZM49 213L50 214L52 213V214L49 215ZM56 213H59V214H56ZM60 213H61V216H63V217L65 214L66 223L64 220L65 217L64 218L61 217ZM147 213L150 214L149 217L146 216V215H148ZM213 213H215V214L213 215ZM139 214H141V213L139 212ZM46 216H47V218H46ZM137 216H138V218L139 217L140 218L138 219ZM213 216H215V218L216 217L218 218V216L221 218H219V219L216 218L217 220L214 221ZM61 218H63L64 221ZM145 218H147V219H145ZM25 219L26 218H23V217L21 218V220H20L21 225L24 224L25 228H26V232L31 233L33 229L31 227V225L28 223V221H26ZM36 219H37V217H36ZM143 219H145L147 221L145 222ZM234 219H237V220H234ZM58 220H61L60 221L61 223L59 224V226H58V223H59ZM67 220L70 223H71V221H73L72 228L70 226L71 224ZM141 221L145 222V223L142 224ZM53 222H55V223H53ZM62 222L66 224L67 228L62 226ZM216 222L218 223V225ZM227 222H226V224H227ZM67 223H69V224H67ZM249 223H250V225H249ZM65 224H63V225L65 226ZM226 224H224V225H226ZM68 225L70 226V228H68L69 227ZM222 225H223V223H222ZM60 226L62 228H64L65 230L68 229V230H66L67 232L63 231V229H61ZM55 227H56V229H55ZM224 228H226V227L224 226ZM132 230H133V234L136 235L137 238L139 235V238L137 239V238H135L136 236L132 237V235H131V238L126 240V238H129V235H130L129 234V235H127L128 237L127 236L125 237V241H123L122 239H124L125 234H128L130 231H131L130 233L132 234ZM217 231H218V233H217ZM45 232H47L46 229H45ZM233 233H236V232H233ZM235 236L239 238V236H237V235H235ZM132 238L142 241V243H141V241H139L141 246H140V244L139 245L136 244L135 245L136 248L135 249L133 248L136 251V253L134 251L131 252L133 255L130 253V251L125 250V249H127V247L128 248L130 246L132 247L133 243L135 244V240ZM238 238H236V242L234 241L235 246H236V244L238 245L241 242V239H238ZM254 243H255V241L252 243V245H254ZM240 244L243 245V243H240ZM257 244H259V246L261 245L258 242H257ZM135 246H133V247H135ZM137 246H139L141 250H138L139 247H137ZM146 248H149V249L146 250ZM165 248L169 249V251L166 252L167 250H165V252H164L163 249H165ZM236 248H238V247H236ZM240 248H243V247H240ZM150 249H152V250L154 249V251L156 249L157 250L152 255L151 253L153 251L152 250H151L152 252L148 251ZM158 250H160V251H158ZM161 250H163V252L166 255H168L167 253L170 252L168 255L170 258L169 260H166V258L161 254L162 253ZM157 251L160 253H158ZM223 251H224L223 254H225V253L228 254V251H225V249H223ZM159 254L162 255V260L164 259L166 261H164V260L161 261V255L159 256ZM147 255H149L150 258ZM150 259H152L151 260L152 262L150 261ZM16 260L19 261L18 259L15 258L13 260V263L15 262L14 264H16V262H17ZM167 261H168V263H167Z\"/></svg>","mask_w":264,"mask_h":264}]
</instances>
